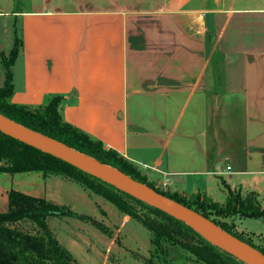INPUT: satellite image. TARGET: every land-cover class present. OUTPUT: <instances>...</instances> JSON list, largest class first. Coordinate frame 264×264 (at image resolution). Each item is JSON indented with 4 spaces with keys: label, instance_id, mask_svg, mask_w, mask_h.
<instances>
[{
    "label": "crops",
    "instance_id": "crops-1",
    "mask_svg": "<svg viewBox=\"0 0 264 264\" xmlns=\"http://www.w3.org/2000/svg\"><path fill=\"white\" fill-rule=\"evenodd\" d=\"M24 2L0 0L20 43L11 103L61 96L66 123L146 179L220 205L226 185L264 208V0ZM47 179L0 174V213L11 190L61 206Z\"/></svg>",
    "mask_w": 264,
    "mask_h": 264
},
{
    "label": "trees",
    "instance_id": "trees-1",
    "mask_svg": "<svg viewBox=\"0 0 264 264\" xmlns=\"http://www.w3.org/2000/svg\"><path fill=\"white\" fill-rule=\"evenodd\" d=\"M24 1L14 0L16 11L24 7L22 5ZM19 44L15 36L13 49L9 56H0L4 71V82L0 87V115L34 133L119 170L134 181L194 211L224 232L264 255V252L250 240L244 239L234 231L233 221L231 224L221 221L235 218L256 219L264 224V208L260 206L254 193L243 196L240 192L223 185L226 200L223 205H220L200 194L190 195L191 199H186L178 194L169 195L160 192L147 181L133 163L118 153L105 149L101 142L66 123L62 116L63 97L52 96L40 106L11 103L12 65L18 54ZM28 172H40L43 179L50 176L66 178L80 185L84 190L103 198L122 215L142 225L151 234V244L155 250L163 252L162 245L167 243L188 252L200 264H244L202 239L183 223L99 179L0 133V174L13 175ZM134 207H139L149 215H153L154 218L136 215L133 211ZM62 217L89 222L88 219L73 213L64 206H55L44 199L26 196L11 190L8 193V211L0 213V264H73L70 254L53 237L46 223L48 218L60 219ZM24 221L32 223L39 233L30 235L19 231L15 225ZM98 228L105 232L103 227Z\"/></svg>",
    "mask_w": 264,
    "mask_h": 264
},
{
    "label": "rangeland",
    "instance_id": "rangeland-1",
    "mask_svg": "<svg viewBox=\"0 0 264 264\" xmlns=\"http://www.w3.org/2000/svg\"><path fill=\"white\" fill-rule=\"evenodd\" d=\"M22 5L25 6V3ZM12 31L11 22L0 21V53L5 57H8L13 49ZM146 176L148 182L160 192L176 194L168 180L151 174ZM47 192L58 200V205L68 208L89 221H80L71 217L46 220L50 233L62 248L68 250L73 256V264H200L188 252L167 243L162 245L163 252L155 250L151 244V234L136 220L122 215L103 198L84 190L80 185L66 178L48 177ZM177 194L191 199L190 195ZM133 211L138 216L154 218L139 207H134ZM123 217L127 220L124 221ZM221 221L228 224L233 221L234 231L264 252L262 221L238 218ZM15 226L23 233L30 235L39 233L38 229L28 221ZM98 227H103L105 232Z\"/></svg>",
    "mask_w": 264,
    "mask_h": 264
},
{
    "label": "water",
    "instance_id": "water-1",
    "mask_svg": "<svg viewBox=\"0 0 264 264\" xmlns=\"http://www.w3.org/2000/svg\"><path fill=\"white\" fill-rule=\"evenodd\" d=\"M0 133L99 179L183 223L202 239L229 253L244 264H264V255L258 250L224 232L194 211L134 181L115 168L34 133L2 115H0Z\"/></svg>",
    "mask_w": 264,
    "mask_h": 264
},
{
    "label": "built area",
    "instance_id": "built-area-1",
    "mask_svg": "<svg viewBox=\"0 0 264 264\" xmlns=\"http://www.w3.org/2000/svg\"><path fill=\"white\" fill-rule=\"evenodd\" d=\"M226 171H227V172L230 171V168H229V167H226Z\"/></svg>",
    "mask_w": 264,
    "mask_h": 264
}]
</instances>
